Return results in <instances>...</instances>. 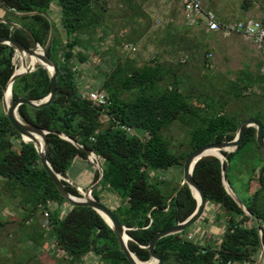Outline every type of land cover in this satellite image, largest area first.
Returning a JSON list of instances; mask_svg holds the SVG:
<instances>
[{
  "label": "trees",
  "instance_id": "1",
  "mask_svg": "<svg viewBox=\"0 0 264 264\" xmlns=\"http://www.w3.org/2000/svg\"><path fill=\"white\" fill-rule=\"evenodd\" d=\"M0 1L3 13L0 17L26 27L35 40L44 46L50 28L47 19L41 15L21 17L14 13L37 11L49 16L53 0ZM56 1L60 25L67 36L66 40H62L54 35L48 50L49 57L57 63L59 70L56 95L53 102L42 109L19 106V117L23 122L37 127L62 132L95 151L104 176L94 189L93 197L110 208L117 219L130 229L129 248L139 260L148 262L150 256L146 246L153 235L183 221L196 206L188 186H183L171 198L181 177L163 191L161 185L166 181L163 177L159 179L161 175L156 172H169L173 166H179L182 176L183 162L192 150L208 143L232 140L239 123L248 117L258 119L264 127V86L261 93H254L252 100L245 95L253 85L261 86L264 75L247 71L246 79L236 78L228 84L224 89V98L233 96L241 101L246 100L242 112L232 114L225 111L228 101L223 96L216 101L208 94L202 97L204 94L197 93L196 87L190 86L186 78L170 76V66L165 63L153 60L138 67L129 59L117 58L109 61V70L99 87L111 103L105 108L95 107L82 97L80 75H77L79 71L73 62L87 61V57L79 51L81 41L98 48V42L80 36L104 21L108 0ZM127 2L138 5V0ZM135 4L131 8H137ZM138 25L141 35L144 25L140 21ZM0 36L13 37L27 47L32 45L30 35L25 30L11 28L1 22ZM206 62H209L208 57ZM15 63L19 65L14 50L0 44V182L1 190L6 194L4 197L10 201L18 200L23 206L19 209L24 225H27V220L41 216L48 210L53 245L69 257L78 258L94 251L102 264H130L103 218L90 207L70 205L59 194L41 166L35 147L24 143L4 116L1 108L3 90L15 71ZM49 92L48 72L36 63L34 71L14 82L11 101L19 98L37 101ZM124 92L132 96L123 98ZM243 115L248 116L242 118ZM176 122L191 126L188 132L189 149L179 154L171 151L170 141L164 136L165 130ZM123 125L133 131L140 129L143 134H129L121 128ZM15 138L18 139L17 143ZM48 141L47 159L52 168L65 178L75 158L87 159L86 154L55 134H48ZM222 154L226 157L223 165L229 186L247 210L259 222H263L264 159L255 140V128L246 130L244 140L235 152ZM193 178L205 193L206 205L209 203L219 208L214 219L216 222L224 219L222 235L212 242L206 231L198 233L196 237L206 240L205 252L195 241L185 238L189 229L201 221L203 214L184 232L157 242L155 250L162 257L163 264H212L215 256L235 264L242 260L256 264L260 254L257 227L225 191L219 159L214 156L200 159L194 166ZM97 179L96 170L92 184ZM255 181L256 187H253ZM64 184L69 193L80 196L75 186L68 182ZM99 192H111L116 198L115 208L109 206ZM6 223L0 219V230ZM28 233L29 240H21L24 241L23 245L28 242L35 244L40 240L35 233Z\"/></svg>",
  "mask_w": 264,
  "mask_h": 264
},
{
  "label": "rangeland",
  "instance_id": "2",
  "mask_svg": "<svg viewBox=\"0 0 264 264\" xmlns=\"http://www.w3.org/2000/svg\"><path fill=\"white\" fill-rule=\"evenodd\" d=\"M202 1L205 7L214 11L221 21L229 22L244 19L264 21V0ZM133 4L135 3H129L127 0H109L104 21L90 28L89 32L81 33L80 37L83 39L89 37L94 43L98 42L97 48L94 44L88 45L87 42L82 43L81 41L79 51L87 57V61L78 63L75 60L73 62L79 71L77 75H80L79 84L83 92L101 87L104 76L109 70L108 66L111 63L109 61H114L117 58L129 59L133 65L141 67L153 60L161 59V53V57H159L160 44L156 42V30H158L156 28L163 20L164 8L173 9L175 0H138V5L135 4L137 8H131ZM57 6V1L53 0L48 14L53 23L55 38L66 40L67 36L60 25L59 13L56 10ZM1 15L3 13L0 10ZM139 21L144 25L141 35ZM167 33L169 38L166 40L161 38L166 44H170L174 40V35L171 32ZM160 35L161 33L157 36ZM202 39H204L202 44L187 39L185 41L179 40L177 52L171 55L168 63H165L170 66L169 75L186 78L190 86L196 87L197 93L204 94L202 97H206L205 95L208 94L214 97L216 101L220 96H223V99L228 101L225 108L226 112L241 113L243 102L246 100L241 101L233 96L224 98V89L236 78L246 79L247 71L264 75L263 54L254 50L251 45L245 43L238 36L223 38L215 34H207ZM125 44H130L131 48L127 49ZM208 54H211L212 57L207 63ZM185 58V61H181ZM262 86H264V82L261 86L253 85L245 92V95L252 100L254 93H261ZM130 96L132 94L126 92L122 94L123 98ZM217 104L218 102H216ZM247 116L243 115L242 118ZM190 129L191 126L176 122L165 130L164 136L170 141L171 151L179 154L189 149L188 132ZM134 132L136 135L143 134L140 129H134ZM85 164L88 166V171L95 173L94 165ZM71 166L72 163L67 171ZM78 170L80 173L86 172L84 166ZM171 170H173L172 173L162 170L156 172L166 181L165 184L161 185L163 191H166V186L171 185L173 181L178 182L180 177L182 180L179 166H173ZM1 186L0 182V219H4L7 223L0 230V264H100V259L94 251L72 259L60 256L59 253L52 254L56 248L53 246L51 228L46 226L43 214L31 218L29 221L31 224H27L28 226L22 224V214L19 208L23 206L18 203V200L6 199L4 197L5 191L1 190ZM253 187H256V181ZM109 203V206L115 208L114 201ZM62 210L65 212L66 209L63 208ZM218 211V207L208 203L203 214L208 215L213 220ZM200 223L199 221L193 225L189 232L193 234L201 232L202 228L198 226ZM217 223L221 224L220 227L223 230L224 219H219ZM28 232L35 233L40 240L35 244L28 242L23 245L22 239L29 240ZM217 232L220 233L218 235L220 237L222 231L217 230ZM209 237L212 242H216L218 239L217 236L213 237V235H209ZM262 264H264V257Z\"/></svg>",
  "mask_w": 264,
  "mask_h": 264
},
{
  "label": "water",
  "instance_id": "3",
  "mask_svg": "<svg viewBox=\"0 0 264 264\" xmlns=\"http://www.w3.org/2000/svg\"><path fill=\"white\" fill-rule=\"evenodd\" d=\"M1 6V1H0ZM7 12H11L10 10H6ZM18 16H35L41 15L44 16L49 22V34L47 41L44 46H41L34 38L32 33L24 26L11 22L5 18L0 17V22L9 25L11 28L22 29L25 30L31 38L32 45L30 47L25 46L23 43L18 41L17 39L10 36H0V44L7 45L11 47L14 52L16 58L19 60V65L15 63V71L13 75L8 80L2 96V110L4 116L8 119L11 126L15 129V131L20 135L21 140L24 143L32 144L38 154L39 162L43 169L48 173L53 183L55 184L59 194L72 206H82V207H90L97 214H99L103 220L107 223V225L111 228L116 239L118 241V246L120 251L125 255L126 259L130 264H163L162 257L155 250L157 242L167 236L180 234L196 223L204 213V209L206 206V196L203 189L193 178V169L195 164L202 158L207 156H214L219 159L221 163V179L222 185L227 192V194L234 200V202L238 205V207L243 211V213L251 218L255 223L259 236L260 243V254L258 257V264H262L264 257V243H263V235L261 232V227L259 225V220L257 217L253 216L245 207V205L241 202L239 197L235 194L233 189L229 186L226 171L224 169V161H226V157L222 154V152H235L238 147L242 144L244 140V134L249 127L255 128V140L260 149L261 157L264 159V127L261 121L255 119L254 117H248L241 121L237 126L235 131V136L230 141H220L214 143H208L202 145L200 147L192 150L183 162L182 167V180L177 189L174 191L171 198L175 197L178 192L182 189L183 186H188L192 191L193 197L196 201V206L193 212L187 216L183 221L178 222L177 224L161 230L153 235L150 239L146 249L149 252L150 261L143 262L137 258V256L131 251L128 245V241L131 240V237L128 234L130 230L127 226L123 225L115 216L113 211L102 204L99 200L93 197L94 189L101 183L103 180L104 172L100 162L98 155L93 150H89L84 147L82 144L77 142L76 140L68 137L62 132L47 130L44 128L37 127L33 124H29L23 122L18 114V108L21 105H27L33 109H42L48 105H50L56 95V80L59 74L57 63L52 60L48 55V50L51 46L52 39L54 36V27L51 18L43 12H23V13H14ZM39 63L46 71L48 72L49 82H50V92L47 96L40 100H30L19 98L14 101H11V92L14 82L17 78L25 75L31 71L35 70V64ZM10 98V99H9ZM48 134H55L59 136L61 139L70 142L76 149L86 154L87 159L90 163L94 165L96 170L98 171V179L91 186L86 189L80 191V196H74L66 189L64 182H67V179L60 174H58L50 165L47 154L49 150V141ZM170 198V199H171Z\"/></svg>",
  "mask_w": 264,
  "mask_h": 264
},
{
  "label": "built area",
  "instance_id": "4",
  "mask_svg": "<svg viewBox=\"0 0 264 264\" xmlns=\"http://www.w3.org/2000/svg\"><path fill=\"white\" fill-rule=\"evenodd\" d=\"M101 1L106 2L107 0H101ZM180 2L183 10V17L189 25L193 26V25L203 24L204 28L208 32L216 33L222 36L223 38L238 36L245 43L251 44L252 46H254L256 50L262 52L264 56V23H262L260 20L244 19V20H235L229 22L221 21L214 11L205 7L202 0H180ZM125 46H127L126 47L127 49L131 48L130 44H125ZM207 57L208 59H210L212 55L208 54ZM185 60L186 58L181 59V61H185ZM98 89L96 88L89 91L87 90L82 93V97L88 100L95 107H99V108L108 107L111 103L109 98L103 91H100ZM121 128L129 134H134L133 129L128 126L123 125ZM159 179H162V177H160ZM67 182L69 183L68 180ZM80 191L82 192V190ZM43 216L45 218L46 226H49L48 210L43 213ZM259 225L261 227L262 235H264V221L259 222ZM196 235L197 233L193 234L191 232H188L185 235V238L188 241H195L198 247L201 249V251L205 252L206 243L203 242L205 240L196 237ZM56 251L57 252L59 251L58 253L60 256L72 259L60 249L56 248L55 252ZM93 264H97V263H93ZM100 264L102 263L100 262ZM212 264H235V262L223 261L221 259L219 260V258L215 256L212 261ZM239 264H255V263H251L249 262V260H242L239 262ZM256 264H258V260Z\"/></svg>",
  "mask_w": 264,
  "mask_h": 264
},
{
  "label": "crops",
  "instance_id": "5",
  "mask_svg": "<svg viewBox=\"0 0 264 264\" xmlns=\"http://www.w3.org/2000/svg\"><path fill=\"white\" fill-rule=\"evenodd\" d=\"M108 2H109V0H108ZM175 4H177V6L174 7L173 9L170 7L164 8V12H163V16H162L163 20H162L161 24L156 28V29H158V30H156V42L160 44L159 57H161L160 53L163 57V58L161 57V59L156 60V61H160L162 63H168L169 59H171V55H173L175 52H177V50L179 48V45H178L179 40L185 41V39H187L188 41L197 42V43L202 44L204 42V39H202V37L204 38V36L207 34H215L216 36H220L216 33L208 32L204 28L203 24L193 25V26L189 25L183 17V10H182V5H181L180 0H175ZM167 32H171V34L174 35L173 42H171L170 44L167 43L168 45L164 41H162V38L164 40L169 38V36H168L169 34ZM160 33H161V35L157 36ZM249 45H251V44H249ZM251 47L254 50H256L254 48V46L251 45ZM256 51H258V50H256ZM258 52H260V51H258ZM262 62H263V67H264V56H263ZM17 141H18V139L15 138V143H17ZM85 163L92 164L88 161V159L85 160L83 158L77 157L73 161L72 166L69 169V171H67L66 179L69 181L70 184L75 186L78 191L84 190L87 187L92 185L94 173L88 171V166ZM83 166L86 168V172L80 173L78 168L83 167ZM169 172L172 173L173 170H170ZM99 195L105 201H108V202H110V201L115 202L116 201L115 200L116 198L113 197L114 195L111 194V192H104V193L99 192ZM204 217H205V219H204ZM204 217L201 219L200 225H198L200 228H202L201 229L202 231L199 233L206 231V233H208V236L213 235V237L217 236V238H219L218 235H220V233H218L217 230L223 231L220 227L221 224H218L215 221V219L211 220V218L208 217V215H206V216L204 215ZM29 221H30V219L27 220L25 222V224H31ZM58 252L57 251L52 252V254L58 253Z\"/></svg>",
  "mask_w": 264,
  "mask_h": 264
},
{
  "label": "bare ground",
  "instance_id": "6",
  "mask_svg": "<svg viewBox=\"0 0 264 264\" xmlns=\"http://www.w3.org/2000/svg\"><path fill=\"white\" fill-rule=\"evenodd\" d=\"M10 99V98H9Z\"/></svg>",
  "mask_w": 264,
  "mask_h": 264
}]
</instances>
